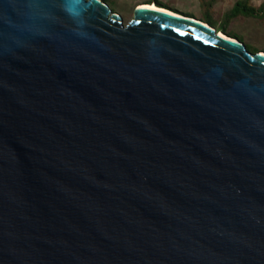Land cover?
<instances>
[{
    "label": "water",
    "instance_id": "obj_1",
    "mask_svg": "<svg viewBox=\"0 0 264 264\" xmlns=\"http://www.w3.org/2000/svg\"><path fill=\"white\" fill-rule=\"evenodd\" d=\"M262 53L169 8L0 0V264H264Z\"/></svg>",
    "mask_w": 264,
    "mask_h": 264
},
{
    "label": "rangeland",
    "instance_id": "obj_2",
    "mask_svg": "<svg viewBox=\"0 0 264 264\" xmlns=\"http://www.w3.org/2000/svg\"><path fill=\"white\" fill-rule=\"evenodd\" d=\"M149 0H106L111 9L121 14L125 22L134 17V9L140 3H147ZM171 8L179 12L194 15L201 18L206 15L204 8L205 0H161ZM238 0H218L213 6L212 13L222 21L224 14L230 10ZM255 6H260L264 0H251ZM155 4V3H154ZM230 31L237 34L248 48L254 52L264 51V15L260 18L238 17L230 23Z\"/></svg>",
    "mask_w": 264,
    "mask_h": 264
},
{
    "label": "trees",
    "instance_id": "obj_3",
    "mask_svg": "<svg viewBox=\"0 0 264 264\" xmlns=\"http://www.w3.org/2000/svg\"><path fill=\"white\" fill-rule=\"evenodd\" d=\"M217 1L218 0L204 1L203 5L206 10L205 11L206 15L201 17L200 19L205 23L211 24L212 26L217 28L218 31H222L227 35L232 36V38L237 37V34L235 32L229 30L230 28L229 25L232 21H234L235 19L241 16L260 18L264 15V1L260 6H255L251 0H238L233 5V7L224 14L222 21H220L219 19H216V17L214 16L211 10ZM153 3H155L158 7L161 8H170L168 4L162 2L161 0H149L147 4L151 5ZM169 10H172L177 14L183 15V13H179V11H177L174 8ZM187 16H190L192 18L195 17L194 15H190V14H187Z\"/></svg>",
    "mask_w": 264,
    "mask_h": 264
},
{
    "label": "bare ground",
    "instance_id": "obj_4",
    "mask_svg": "<svg viewBox=\"0 0 264 264\" xmlns=\"http://www.w3.org/2000/svg\"><path fill=\"white\" fill-rule=\"evenodd\" d=\"M140 6H144V5H150V4H147V3H143V4H139ZM138 5V6H139ZM151 6H153V7H156L157 5L156 4H151Z\"/></svg>",
    "mask_w": 264,
    "mask_h": 264
},
{
    "label": "crops",
    "instance_id": "obj_5",
    "mask_svg": "<svg viewBox=\"0 0 264 264\" xmlns=\"http://www.w3.org/2000/svg\"><path fill=\"white\" fill-rule=\"evenodd\" d=\"M147 3H148V2H147ZM140 4H143V3H140ZM138 5H139V4H138ZM136 6H137V5H136ZM169 9H173V8L170 7ZM171 11H172V10H171ZM179 13H182V12H179ZM183 14H186V13H183ZM186 15H187V14H186Z\"/></svg>",
    "mask_w": 264,
    "mask_h": 264
},
{
    "label": "snow or ice",
    "instance_id": "obj_6",
    "mask_svg": "<svg viewBox=\"0 0 264 264\" xmlns=\"http://www.w3.org/2000/svg\"><path fill=\"white\" fill-rule=\"evenodd\" d=\"M261 55H264V53H262Z\"/></svg>",
    "mask_w": 264,
    "mask_h": 264
}]
</instances>
